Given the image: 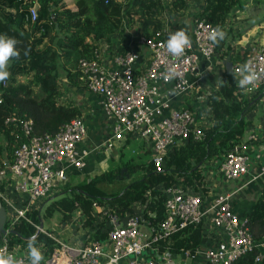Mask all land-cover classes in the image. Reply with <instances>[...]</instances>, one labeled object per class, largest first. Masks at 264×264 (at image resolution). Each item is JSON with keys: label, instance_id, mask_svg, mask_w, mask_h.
Wrapping results in <instances>:
<instances>
[{"label": "built area", "instance_id": "1", "mask_svg": "<svg viewBox=\"0 0 264 264\" xmlns=\"http://www.w3.org/2000/svg\"><path fill=\"white\" fill-rule=\"evenodd\" d=\"M18 1L20 9L24 8L26 19L35 22L38 18L37 4L29 3L31 0ZM121 1L124 3L126 0ZM215 28L205 18H195L191 31L175 27L165 32L162 28L157 35L163 34L164 38L140 35L138 42L148 49L145 65L141 69L134 65L140 54L133 48L119 53L114 51L111 60L104 59L96 48L89 56L79 59L78 69L83 85L99 95L112 122L107 146L139 134L151 144V160L155 171H162L166 162L165 151L171 145L204 136L206 124L196 118L190 107H173L170 99L171 95L184 94L190 86V76L200 74L199 55L211 57L214 53L216 44L209 39V33ZM177 30L186 31L191 39V46L180 57L172 56L166 48L169 35ZM248 62H251L259 77L254 85L243 90L252 97L261 87L264 88V41L248 53L244 64ZM240 67L235 66L234 70ZM173 70L176 75L165 81L161 74H170ZM173 90L177 94H173ZM6 122L19 126L24 139L13 152V159L8 164L9 170H0V199L6 207L8 229L18 220L26 218L32 200L52 194L62 174L55 168L57 162L83 167L88 150L82 144L87 128L81 116L72 118L53 134L33 133L31 118L12 115ZM249 162L248 154L234 146L224 155L220 165L221 173L225 179L241 177L248 173ZM26 170L33 171L34 176L28 182L17 181L15 189L26 193L28 198L16 204L12 195H7L4 190V178L7 175L15 178ZM260 171L264 173V163ZM163 190L164 216L157 232L143 234L139 228L141 221L138 215H127L121 219L105 204L104 213L110 223L106 239L110 248L105 249L103 246L106 239L91 237L78 248L67 247L70 253L69 264H179L182 255L173 258L170 248L165 246L161 249L162 242L180 229L204 223L206 218L210 228L224 232L226 239L205 251V264H233L236 258L258 245L249 231L246 219H240L233 209L234 192L216 194L211 205L204 208L199 191L174 183L164 186ZM149 248L157 251L161 260L141 258V253ZM0 249L13 255L20 264H30L26 249L20 244L11 243L8 234L2 232ZM260 259V254H257L255 261ZM46 264H54L53 257Z\"/></svg>", "mask_w": 264, "mask_h": 264}, {"label": "crops", "instance_id": "2", "mask_svg": "<svg viewBox=\"0 0 264 264\" xmlns=\"http://www.w3.org/2000/svg\"><path fill=\"white\" fill-rule=\"evenodd\" d=\"M164 1L168 3L169 0ZM204 4L205 0H189L186 9L181 14L167 9L162 15L163 31H171L179 23H184L186 29L191 31L195 15L203 10ZM223 28L227 36L219 43L212 56L199 55L200 74L190 76V86L184 94L171 95L170 99L173 107H190L196 118L206 124V128L210 127L213 121L208 99L212 91L221 87L220 78L224 71L228 72L225 64L231 62L233 67V64L242 59L243 52L247 51L248 55L264 41V2L241 0L240 4L234 6L225 17ZM138 32V24L129 26L125 22L108 40L99 42V52L104 59H110L119 46L133 48L140 54L134 65L139 69L143 68L148 49L136 39ZM193 46L197 51L195 43ZM64 90L63 98L71 99L78 105L81 111L80 116L86 124L87 132L82 142L88 150L85 165L77 168L64 162H57L55 168L62 174L52 194L46 198L32 200L26 218L18 220L12 227L17 233H9L13 234L14 238L18 237L22 240L34 239L39 234H44L57 243L58 245L53 247L50 254H45L46 244L43 241L35 242L43 254L42 264H46L50 257H53L54 264H69L70 253L67 247L78 248L94 236L106 239L110 229L108 217L104 213L106 203L91 202L88 207L78 204L76 200L71 201L65 197L61 199L57 196L59 198L57 205L54 201L57 197H52L61 187L69 183L88 180L95 173L107 170L118 161L124 164H137L140 167V173L141 171L146 173L143 178L145 187L141 188V196L131 203L133 211L119 215L121 219L127 215H138L141 221L139 228L143 234L150 235L159 229V222L163 219L159 217L156 207L160 195L152 191L159 189L163 192L164 186L168 185L167 182L201 192L204 208L211 205L216 194L234 192L232 195L233 209L240 219H246L264 186V173L260 171L264 163V89L262 87L260 88L262 96H259L261 93L257 96L253 108L246 114L247 124L243 134L234 141L235 146L245 151L250 159L248 173L235 179H225L221 173L220 165L225 154L222 157L211 154L209 158L200 160L197 149L195 150L187 142H177L171 145L165 151L166 162L163 170L155 171L151 160V144L139 134L114 141L112 146H107L112 133V122L99 95L84 86L69 83L65 84ZM247 97L251 96L247 94ZM174 157L175 159L170 162V159ZM195 168L201 170V180L191 177L190 171ZM6 170H9V165ZM136 173L135 171L129 174L126 170L122 172L121 177L125 176V179L129 181L130 175L133 177ZM33 176L31 170H26L15 178L10 175L5 176L4 190L7 195H12L16 204H21L28 198L26 193L15 189L17 181L28 182ZM191 180L192 183H189ZM162 216H164L163 210ZM40 218L42 219L41 228ZM24 226L32 233L29 237L21 232ZM185 230L183 233L165 239L167 240L165 241L166 247L175 248L177 247L176 238H186L190 234V237L184 238V243L179 245L180 252L174 253L173 250L171 253L173 258L182 255V261L180 259L179 264H205V251L226 239L224 232L210 228L207 218L199 226L188 229L187 232ZM35 233H37L36 236L31 238ZM103 242H105L104 248L109 249L110 243L107 239ZM12 243L20 244L29 254L28 244L23 245L17 240ZM257 244L261 259L256 264H264V237ZM140 257L154 261L161 260L157 251L150 248L145 249Z\"/></svg>", "mask_w": 264, "mask_h": 264}, {"label": "trees", "instance_id": "3", "mask_svg": "<svg viewBox=\"0 0 264 264\" xmlns=\"http://www.w3.org/2000/svg\"><path fill=\"white\" fill-rule=\"evenodd\" d=\"M189 0H74L69 4L67 0H31L37 4L38 18L35 22L26 19L24 8L18 0H0V35L14 37L19 41L17 48L21 55L13 60L9 69L11 75L5 82H0V170L6 169L13 159V152L23 139L19 126L13 122H6L12 115L33 120V133H55L72 118L80 116L78 105L71 99H63L65 84L84 86L78 61L81 57L89 56L99 47L101 40H108L125 22L127 25H139L138 40L142 35L147 38H164L162 15L168 9L181 14ZM241 0H205L204 8L195 18H205L206 21L219 26L222 30L225 17ZM177 27L186 28L184 23ZM219 44H216L218 47ZM127 46H119L115 53L125 52ZM27 52V55H25ZM247 51L242 59L233 64L242 66ZM232 71H224L220 81L221 87L211 92L208 104L212 111V125L205 129L201 139L190 138L188 145L197 149L199 159L205 160L211 154L222 157L235 146V139L243 134L247 124L246 114L253 108L255 99L261 93L259 90L252 97L237 86ZM64 73L65 83H60L59 75ZM23 77V79H20ZM85 87V86H84ZM264 89V88H263ZM263 93H261L262 96ZM130 137V136H129ZM233 140V141H230ZM170 159V162L174 160ZM126 166L129 174L137 172L129 181L121 177V168ZM191 177L201 180L199 168L190 171ZM137 164H124L121 161L110 166L107 170L95 173L88 180L69 183L56 191L52 198H68L76 200L78 204L90 206L91 202L106 203L118 215L132 212L131 203L141 195V188L145 187L144 177ZM167 182L166 184H171ZM186 183V182H185ZM192 183V180L189 182ZM160 199L156 205L159 217L162 219L165 194L158 190ZM56 204L58 205L59 198ZM163 201V206H162ZM89 209V208H88ZM87 209V210H88ZM246 223L253 239L258 242L264 237V186L246 217ZM199 225H190L168 238L183 233L185 229H192ZM23 229V230H22ZM21 229L24 236L32 233ZM187 230H185L187 232ZM11 243L21 241L28 244L30 240L44 242L45 254H50L53 247L58 245L44 234L34 239L14 238L8 234ZM92 236V235H91ZM190 237V234L185 239ZM183 237L175 239L177 247H170L178 253L179 245L184 243ZM164 240L162 248L165 246ZM259 254L258 247L235 259L233 264H256L255 256Z\"/></svg>", "mask_w": 264, "mask_h": 264}, {"label": "clouds", "instance_id": "4", "mask_svg": "<svg viewBox=\"0 0 264 264\" xmlns=\"http://www.w3.org/2000/svg\"><path fill=\"white\" fill-rule=\"evenodd\" d=\"M227 33L219 26L213 29L209 33V39L219 44L225 40ZM19 41L14 37L7 35H0V82H5L9 79L11 73L9 71L13 60H18L21 55V51L17 48ZM191 46V39L184 30H177L169 35L166 42L167 51L174 57L183 56L185 50ZM27 55V52H25ZM162 78L167 81L176 75L173 70L170 74H161ZM233 75L235 77L237 86L240 89H247L252 86L258 80V74L251 64V62L245 63L240 68L234 70ZM173 94H177L173 90ZM29 260L30 264H41L43 260V254L41 250L35 245L34 241L30 240L28 243ZM0 264H20L19 261L11 254H8L5 250L0 249Z\"/></svg>", "mask_w": 264, "mask_h": 264}, {"label": "water", "instance_id": "5", "mask_svg": "<svg viewBox=\"0 0 264 264\" xmlns=\"http://www.w3.org/2000/svg\"><path fill=\"white\" fill-rule=\"evenodd\" d=\"M225 67L228 71H232L233 67H232V63L231 62H227L225 64ZM127 168L126 167H122L121 172H120V176H122V172L126 171ZM128 175V174H127ZM6 221H7V211H6V207L4 206L2 200L0 199V232L2 233H17L15 229L13 228H8L6 229ZM40 227H42V219L40 218ZM37 233H35V235L31 238H34L36 236Z\"/></svg>", "mask_w": 264, "mask_h": 264}, {"label": "rangeland", "instance_id": "6", "mask_svg": "<svg viewBox=\"0 0 264 264\" xmlns=\"http://www.w3.org/2000/svg\"><path fill=\"white\" fill-rule=\"evenodd\" d=\"M73 1L74 0H67V2L71 5V4H73ZM261 2H264V0H260ZM62 76H64V73H62V75H59V81H60V83H61V85H62V83H65L64 81H66V79H64V77H62ZM20 79H23V77H21ZM63 99H65V98H63ZM45 225H46V223H45ZM43 262V261H42Z\"/></svg>", "mask_w": 264, "mask_h": 264}]
</instances>
